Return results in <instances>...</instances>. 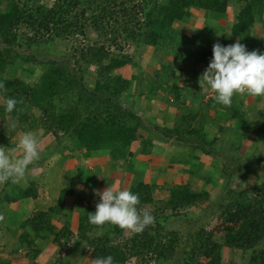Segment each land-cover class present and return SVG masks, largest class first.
<instances>
[{
    "label": "trees",
    "instance_id": "16d2710c",
    "mask_svg": "<svg viewBox=\"0 0 264 264\" xmlns=\"http://www.w3.org/2000/svg\"><path fill=\"white\" fill-rule=\"evenodd\" d=\"M44 1L0 0V81L5 85V91L0 92V122L15 120L16 126H21L24 131L41 128L46 136L52 135L55 142L41 160L30 166L43 164L56 154L75 158V153L80 152L89 163L93 157L104 160L101 170L109 172L128 166L138 144L142 146L138 154H148L153 138L183 145L190 144L188 137H193L196 140H192L198 143H191L192 148L202 149L209 156L213 148L208 150L207 147L216 143L217 138H211L205 130L208 122L218 126L219 122L236 121V129L222 126L220 131L233 129L238 140L260 128V135H264V122L262 119L253 124L249 122L241 97H234L231 107L216 103L213 96L204 103V92L191 90L197 84L200 86L195 73L187 79L185 93L173 82L172 76L163 78L161 71L168 69V63H162L154 72L159 77V85L146 86L137 76L134 86L132 79L118 73L131 64L129 55L123 51L124 43L133 44L136 58L141 51L154 54L163 51L173 56L180 77L188 75V65L198 66L202 62L206 67L212 58V41L209 37L203 38L209 42L205 47L194 39L202 33L197 30L190 37L178 30L175 23L188 21L194 11H203L209 23L217 24L227 19L232 9L235 13L232 34L240 37L263 19L264 0H49L51 5ZM89 32L96 35L94 45L74 46L71 56L56 49L58 40L86 37ZM99 41L110 44L115 52L107 51L105 46L97 43ZM247 43L249 51L261 50V42ZM182 56H187L186 66L179 65ZM92 65L97 67V78L89 82L86 76ZM25 71L34 73L33 81L21 77ZM133 87L137 89L136 93L132 92ZM158 95L167 106H180L182 114L168 115L159 124L158 116L141 105L145 101L143 98L150 100ZM170 95L174 97L171 100ZM7 97L20 101L18 111L11 114L4 111ZM261 99L257 97L258 101ZM259 111L264 117V110ZM199 117L200 122H197ZM8 132L6 129L0 131V145L13 147L16 143L12 142ZM257 166L264 169V154H254L253 158L237 166L231 162L223 165V196L218 203V222L223 237L216 238L220 235L219 228L217 233L200 228L188 239L187 249L183 252L184 264H226L223 248L241 250L244 264H264V183L253 182L245 186L248 175ZM190 171L194 173V170ZM85 172L91 173L87 169ZM206 180L212 182L210 177ZM19 188L14 194L1 192L0 206L5 202L17 203L38 197L36 182ZM130 189L139 193V210L156 205L155 226L149 225L140 233L111 224L96 226L87 219L88 212H95V209L86 208L83 213H76L71 228L70 224L56 228L52 217L67 215L65 203L68 196L75 195L73 189L63 190L56 205L49 207L47 212L26 216L16 228L5 231L10 239L7 240L11 245L10 252L23 251L24 258L29 256L30 264H43L38 260L43 253L41 246L53 236L50 243L64 249L74 233L78 239L67 255L88 242L89 264L95 258L107 255H112L116 264H128L131 260H135V264L169 263L178 255L182 243L179 232L166 229L171 219L168 212L201 210L210 193L198 191L190 183H179L168 187L167 199L155 203L151 184L137 179ZM77 204L82 202L79 200ZM191 214L194 216L193 212L187 216ZM97 230L102 234L91 238L89 234ZM77 253L81 255L83 250ZM0 264L12 262L1 260Z\"/></svg>",
    "mask_w": 264,
    "mask_h": 264
},
{
    "label": "rangeland",
    "instance_id": "374dc122",
    "mask_svg": "<svg viewBox=\"0 0 264 264\" xmlns=\"http://www.w3.org/2000/svg\"><path fill=\"white\" fill-rule=\"evenodd\" d=\"M45 4L51 5L52 1L46 0L44 1ZM203 11L195 12V20L194 22H198V26H200L199 22L202 19ZM231 12L233 10L231 9ZM193 13V12H192ZM192 18V15H191ZM179 23V22H178ZM176 23V24H178ZM185 23H179L181 25V28H185ZM184 24V25H183ZM213 24V23H212ZM200 33V32H199ZM203 38H207L205 35H200L199 37H194V39H197L196 42H201L203 44L206 42V40ZM96 35L93 32L87 33L86 37H80L78 36L77 39H69L67 41L64 40H58L56 43V49L62 53L63 55H69L71 56L73 54V48L74 46L80 45V46H92L95 44ZM192 42V41H191ZM100 46H105L107 51L110 50L111 52H115L114 47L110 46V44L99 41ZM123 51L126 55H129L131 64L126 66L125 68H122L118 71L119 74H122L126 78L132 79L133 85L135 79L134 77L140 76L141 79L144 81V84H147L146 86H150L152 84L159 85V77L154 72L156 70H159L161 68V64L168 63V69L161 71L163 75V78L166 79L167 76H174L173 81L176 80L175 74H178L175 66L176 61L175 58H172L171 56L166 58L163 51L158 52L154 54L151 51L143 52L141 51L138 58L134 56L136 50L133 46V44H126L124 43ZM122 50V49H121ZM150 50V49H149ZM187 62L184 60L182 62L179 61V65L186 66ZM76 69V67H74ZM96 66L92 65L88 69V75L86 78L89 80V82H94V80L97 78L96 76ZM187 74L195 73L197 77V82L199 83V71H203L204 69L200 66H189L187 68ZM41 74V70H38ZM179 75V74H178ZM23 79L27 80L28 82H31L34 80L35 76L34 73L25 71L24 74L21 76ZM178 82H183L181 79L178 78ZM200 84V83H199ZM135 86V85H134ZM134 89L132 92L136 93L137 89L133 87ZM194 89H200V86L195 85ZM136 91V92H135ZM237 97H241V99H244L245 103V110L247 111V118L249 119V122L251 124L255 123L256 121L262 119V122H264V117H261V113L259 110H264V103H262V100H264V97L258 102L257 97H253V100H257V104H252L250 101V95L244 94V95H237ZM161 95L155 96L154 98L145 99L141 102L142 106L147 107V109H151L153 112L156 108L162 107L161 104ZM173 96H169V99H173ZM205 102V101H204ZM166 104V103H165ZM164 108V107H163ZM39 113V112H37ZM182 114V111H180ZM214 114L213 112H210ZM176 114L172 115L175 116ZM201 115V114H199ZM200 118H197V122H200ZM144 121L148 123L145 119ZM162 123L161 121H159ZM10 124L9 121L0 122V131L4 132V130H8V134L12 142L18 143L19 137L25 132L21 129V126L17 125L16 129L10 128L8 125ZM196 125V124H195ZM236 121H230V123H227L226 126H229L230 128L236 129L235 126ZM197 126V125H196ZM228 129V128H227ZM225 131H220L219 127L215 125L214 123L208 122L206 123L205 130H207L208 135H210L211 138H217V142L214 143L212 146L208 145L207 149L211 150L210 155H205V153L202 151V149H193V145L191 143L197 144L198 141H194L190 138V144L185 143L183 145H178L177 143L170 141L165 142L157 138H153L150 147L148 149V154H138L140 150L142 149L141 144H138L134 147L133 152H135V156L130 159L128 166H123L122 168L119 167L118 169H114L112 171L106 172L105 169L101 170V167L99 166L97 173L100 171L104 172L101 173V175L93 174V173H86L84 175V172L82 173V178H80L75 172L74 174L68 176L69 182L64 183L61 187V183L58 182H49V179L55 176V180H60L58 178V174L61 173V166L63 165L64 157H62L60 154L53 155L48 160H46L43 164H38L29 166L28 171L26 173V180L17 184V185H1L0 187V193L3 191H7L10 194L17 193L19 191V187L26 188L30 186L33 181H38V197L36 199H30L28 200H22L17 203H4L0 206V216L3 218L0 219V260H10L12 264H30V258L23 255V251H18L20 253L13 254L10 252L11 245L8 243L10 240L7 238V233L5 231L7 229H14L18 226L20 222L24 220L26 216H33L36 215L38 212L43 210L44 212L48 211V208L55 202L54 200L58 198V195L62 192V189H66V191L70 188V186H74L75 188L79 186L78 184H83V188H87L88 190H84V193L77 192L74 197L68 198L67 201L75 202L71 208L68 210L67 215H60L52 217V223L56 226V228H61L64 225L70 224V228L73 225L74 220L77 218H73L74 213L81 214L85 211L86 208H96V204L99 202L100 197L95 195L96 191H103L106 187L110 185L115 186L117 189L122 188H129L130 186L134 185L137 179L143 180L146 183L152 185V192L154 194V200L155 203L157 201L165 200L168 197V187L171 185L179 184V183H190L194 186V189L198 191L206 190L208 191L209 198L205 201L203 204V208L200 209H193L189 211H181L177 213L168 212V214L171 216V219L169 220L167 224V231L168 232H179L181 236V248L179 250L178 255L175 257V259L171 260L167 264H184V249H187L188 245V239L190 235L194 234L196 231L200 230V228H204L205 231L215 230L216 233L219 232L220 235L218 237H223V232H220V222H218V218L220 217V212L218 210V203L222 201L223 196V183L221 173L223 171V165L225 163L231 162L235 166L237 164L245 163L248 159L253 158L254 154L260 155L264 154V135H260L262 133V129L254 130V133L249 132V136L243 140H238L237 134L233 132V129ZM31 131H34L37 133L38 139H39V151L41 153L40 158L37 160H41V157H43L44 153H46V150L48 148V151L52 149L54 146V137L52 135L46 136L41 128H35L30 129ZM29 130V131H30ZM147 135V134H146ZM148 138H152L150 136H146ZM185 140V139H184ZM196 140V139H195ZM224 140L229 141V144H224ZM53 142V143H52ZM15 144V145H16ZM152 144V145H151ZM5 146V145H0ZM237 146V147H236ZM7 147V146H6ZM240 147V149H237ZM214 150V151H213ZM21 153L17 152L16 155H20ZM80 152H76V157L82 158L80 156ZM239 159V160H237ZM237 160V161H236ZM64 161V160H63ZM102 164V163H101ZM79 166V171L84 170V166ZM232 166V165H231ZM230 166V167H231ZM93 168L90 169L91 172L93 170L96 171L97 167L92 166ZM233 167V166H232ZM190 169L194 170V173H191ZM256 170V171H255ZM254 172L250 173L248 175V182L245 184V186L253 183V182H261L264 183V169L260 166H257L256 169L253 170ZM60 172V173H59ZM66 171H64L65 173ZM254 175H257V177L261 178L257 180V177ZM212 178V182L208 183L207 178ZM245 180V179H244ZM158 183V184H157ZM217 183V184H216ZM92 189V190H91ZM80 200L82 204H77V200ZM30 203V205H29ZM140 210H147L149 211L153 216L157 214L156 205H148L143 207ZM194 214V216L191 214L190 217H188V213ZM159 213V212H158ZM156 225V219L155 222L150 225L155 226ZM129 232H133L131 230H128ZM128 233V232H127ZM127 233L125 235H127ZM102 233L97 231H94L89 234L91 238H97ZM71 241L70 243L63 249H60L58 246L52 245L50 241L52 240L53 236H51L46 242L47 244L42 247L43 253H45L47 250H55L54 255H52L49 258H45L46 264H89V256L90 251L88 247V242H83L82 246L80 245L79 248L74 251L72 255H67L69 250H73V244L78 239V235L71 234ZM126 237V236H125ZM124 237V238H125ZM13 238V237H12ZM123 238V239H124ZM122 239V240H123ZM85 248V249H84ZM83 250V253H77L78 250ZM188 250H190L188 248ZM78 255V257H77ZM41 257L39 256L38 260ZM223 260L224 263L230 264L232 262L238 263V264H244V254L241 250L237 249H227L223 248ZM64 261V263H62ZM15 262V263H14ZM90 264H92L90 262ZM128 264H135V260H131L128 262ZM154 264V263H151Z\"/></svg>",
    "mask_w": 264,
    "mask_h": 264
},
{
    "label": "clouds",
    "instance_id": "9594fccd",
    "mask_svg": "<svg viewBox=\"0 0 264 264\" xmlns=\"http://www.w3.org/2000/svg\"><path fill=\"white\" fill-rule=\"evenodd\" d=\"M199 83L200 88L213 93L216 103L225 107H231L237 95L264 97V52L249 51L239 40L228 45L214 43L212 58L201 74ZM3 91L5 85L0 81V92ZM18 103L20 101L15 97H7L4 111L9 114L18 111ZM8 126L15 129V120ZM17 152L21 154L16 155ZM40 155L37 133L31 130L25 131L15 146H0V187L25 181L29 166ZM95 195L100 200L96 204L95 212H88L87 219L90 224H111L140 233L155 222V217L149 211L137 208L140 203L139 193L130 188L117 189L109 184L103 191H96ZM43 255L44 253L40 257ZM52 255L54 252L49 256ZM92 264H116V261L112 255H107L95 258Z\"/></svg>",
    "mask_w": 264,
    "mask_h": 264
},
{
    "label": "crops",
    "instance_id": "0c3cea01",
    "mask_svg": "<svg viewBox=\"0 0 264 264\" xmlns=\"http://www.w3.org/2000/svg\"><path fill=\"white\" fill-rule=\"evenodd\" d=\"M195 12H198V11H195ZM201 13L202 14H200V15L202 16V19L199 22L200 26H198V22H194L193 21V20H195V17H196L194 12L192 13V18L190 17V19L188 21H186L185 28H181V25L179 24L180 22L178 24L175 23L174 26L178 30H182L186 35H188L190 37L193 35V33L195 31L198 30V32L202 33V35H205V36L209 37V39H210L209 41L210 42L212 41L213 44L217 43V42H220V43H222L224 45H228V44H232V43L236 42L237 40H239L241 43L246 45L247 50H249L250 46H249V43H247V42H261V44H260L261 45V48H260L261 50L259 52H264V50H263L264 49V17H263L262 20H258L254 24V26L251 28V30L246 35H243V36H240V37H236V36H234L232 34V28H233V25L235 23V13L234 12H231V10H230L227 19L220 20L219 23H217V24L209 23L206 20V18H205V13L204 12H201ZM207 43H209V42H204L203 43L205 45V47L208 46ZM210 50H212V48H210ZM165 56L168 59L169 55L167 54ZM186 57L187 56H185V57L182 56L181 59H180V62H182L184 60L185 62L188 63ZM172 58H173V56H172ZM204 64L205 63L202 64V62H201V64H199L198 66L202 67L205 70L207 66L205 67ZM189 66H191V65H188V67ZM191 68H192V66H191ZM204 70L203 71H199V76H198L199 80H200V76L204 72ZM190 75L191 74H188L186 76H181L180 77L178 74H175L176 80L173 81V82L180 86V88L183 90V93L187 92V90H188L187 87H186L187 86L186 81H187V79L189 78ZM178 78L181 79L183 82H178L177 81ZM173 79H174V76H173ZM200 89L205 94V98H203V102L205 101L204 103H206L207 100H209V98H212L213 93H211V91H205L203 88H200ZM191 90L192 91L193 90L196 91L197 89L191 88ZM253 97H255V96H253ZM253 97L250 96L251 103L252 104H257V100L256 101L253 100L252 99ZM262 103H264V100H262ZM161 104L163 105L162 107L160 106V107H158V108H156L154 110V113L158 116V123L159 124H160L159 121H162L163 118L166 119V117L168 115L169 116H172L174 114L179 115L180 111L182 110V109H180V106H177V105H175L173 107V106H167L164 103H161ZM210 115H213V117H214V114L210 113ZM227 123H230V122H227ZM227 123L219 122L218 123L219 129L222 126H226ZM80 156L82 157L81 159L79 157H76V156H75V158H63L64 161L63 160L61 161V163L63 162V165L61 166L62 170H61V173L59 172L60 174H58V176H59L58 178H60V180H55V176H56V174H55L54 177L49 179V182L52 181L54 183L55 182L61 183V187H62L64 183H68L69 182V179H68L69 173H70V175H72V174H74L76 172L78 177H79V174H81L80 178H82V173L85 171V169L90 170L91 168H93L92 166L97 167V169H96V171L93 170V172L90 171L91 173L98 174V175H101V173L104 174L103 171L102 172L100 171L99 173H97V170H98L99 166L101 167V163L105 162L104 160H101V158H99V157H93L92 162L89 163V161H87V159L84 158L81 154H80ZM78 165L84 166V170L83 171H79V166ZM64 171H66V172L64 173ZM85 174H86V172L84 173V175ZM36 183L39 184L38 181ZM78 185L79 186H77L76 188L72 185V186H70V188L68 190L70 191L71 189H73L75 191V195H76L77 192L83 194L85 189L88 190L87 188H83V184L80 183ZM129 188H131V186ZM193 188H194V186H193ZM62 191H63V189H62ZM64 191H66V189H64ZM75 195L68 196V198L74 197ZM60 196H61V193L58 195V198L54 200L55 202H53V204L50 207L56 205V203L58 202ZM77 201H79V199ZM75 202H73V200L71 202L67 201L65 203V208L67 210H69L71 208V206ZM29 205H30V203H29ZM41 211H43V210H41ZM60 215H62V214H58L56 216L59 217ZM74 215L75 216H73V218L76 217V213H74ZM53 252H55V250L54 251L52 249L51 250H47L44 253V255L41 256L39 261L42 262L43 264H46L45 258H49L50 257L49 255H51Z\"/></svg>",
    "mask_w": 264,
    "mask_h": 264
}]
</instances>
